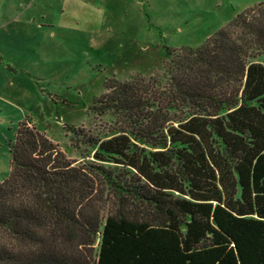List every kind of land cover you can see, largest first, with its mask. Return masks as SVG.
<instances>
[{"label":"trees","instance_id":"1","mask_svg":"<svg viewBox=\"0 0 264 264\" xmlns=\"http://www.w3.org/2000/svg\"><path fill=\"white\" fill-rule=\"evenodd\" d=\"M163 57L105 85L122 126L87 138L90 161L19 122L0 264H264V0Z\"/></svg>","mask_w":264,"mask_h":264},{"label":"rangeland","instance_id":"2","mask_svg":"<svg viewBox=\"0 0 264 264\" xmlns=\"http://www.w3.org/2000/svg\"><path fill=\"white\" fill-rule=\"evenodd\" d=\"M76 1H35L32 10L43 9L52 24L44 48L28 54L2 43L0 181L9 175V149L21 120L32 118L75 163L90 161L94 151L87 138L106 137L122 126L97 108L108 81L163 74L165 46L196 48L261 0ZM4 5L0 0V9ZM39 21L37 16L34 23Z\"/></svg>","mask_w":264,"mask_h":264},{"label":"crops","instance_id":"3","mask_svg":"<svg viewBox=\"0 0 264 264\" xmlns=\"http://www.w3.org/2000/svg\"><path fill=\"white\" fill-rule=\"evenodd\" d=\"M3 1L5 5L0 9V49L3 42H6V46L12 49L26 50L28 54L44 48L48 41L49 29L52 27V24L47 23L48 13L43 9L32 10V7L37 6L36 0ZM38 2L44 3L43 0H38ZM34 11L37 12L40 20L38 24L34 23L37 17H34ZM72 14L76 18V14ZM75 25L77 29V23ZM21 65V68L28 73V67L24 68L23 62Z\"/></svg>","mask_w":264,"mask_h":264}]
</instances>
